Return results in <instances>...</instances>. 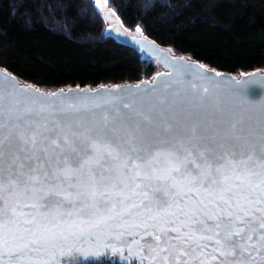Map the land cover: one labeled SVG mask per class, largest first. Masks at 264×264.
I'll list each match as a JSON object with an SVG mask.
<instances>
[{
    "label": "snow or ice",
    "instance_id": "1",
    "mask_svg": "<svg viewBox=\"0 0 264 264\" xmlns=\"http://www.w3.org/2000/svg\"><path fill=\"white\" fill-rule=\"evenodd\" d=\"M4 92L0 264H264V122L172 95L85 119Z\"/></svg>",
    "mask_w": 264,
    "mask_h": 264
},
{
    "label": "trees",
    "instance_id": "2",
    "mask_svg": "<svg viewBox=\"0 0 264 264\" xmlns=\"http://www.w3.org/2000/svg\"><path fill=\"white\" fill-rule=\"evenodd\" d=\"M106 15L208 70L264 73V0H0V70L44 92L150 81L159 67L119 42Z\"/></svg>",
    "mask_w": 264,
    "mask_h": 264
},
{
    "label": "water",
    "instance_id": "3",
    "mask_svg": "<svg viewBox=\"0 0 264 264\" xmlns=\"http://www.w3.org/2000/svg\"><path fill=\"white\" fill-rule=\"evenodd\" d=\"M108 21L114 23L112 33L119 42L133 47L143 59L152 60L159 67L160 70L150 81L116 87L100 86L93 89L75 87L44 92L32 86L22 85L13 76L0 70V81L5 88L3 100L5 108L11 107L18 100L32 104L33 107L47 106L52 102L67 107L75 103L77 107L86 110L81 114L82 118L96 119L87 111L88 109L100 112L103 108L104 114H107L108 110L113 107L119 109L125 102L139 106L172 95L177 100L193 101L185 104L184 107L193 112L194 118L215 113L225 121L236 117L248 118L257 127L264 122V87H262L264 73L251 72L239 77L217 73L197 62L171 55L144 38L124 36L120 34L115 20L108 18ZM204 88L208 89L206 94L202 93ZM53 93L56 95H51ZM194 93L207 96L206 111H202L195 103L197 98L194 97ZM96 242L102 244L104 237L97 238ZM83 243L89 246L93 241L85 238ZM92 263V261L86 262V264ZM56 264H59V261Z\"/></svg>",
    "mask_w": 264,
    "mask_h": 264
},
{
    "label": "rangeland",
    "instance_id": "4",
    "mask_svg": "<svg viewBox=\"0 0 264 264\" xmlns=\"http://www.w3.org/2000/svg\"><path fill=\"white\" fill-rule=\"evenodd\" d=\"M106 17H107V18H111V17H109V15H106ZM107 18H106V20H107ZM108 23H109V25H110V26H108V27H109V28L111 27V31H112V28H113L114 23H113V22H110V21H108ZM119 32H120V31H119ZM120 34H122V35H124V36H128V35L123 34V33H121V32H120Z\"/></svg>",
    "mask_w": 264,
    "mask_h": 264
}]
</instances>
